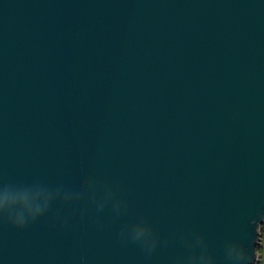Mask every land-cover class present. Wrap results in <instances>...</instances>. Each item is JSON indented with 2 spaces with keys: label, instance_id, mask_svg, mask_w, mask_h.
I'll return each instance as SVG.
<instances>
[{
  "label": "water",
  "instance_id": "1",
  "mask_svg": "<svg viewBox=\"0 0 264 264\" xmlns=\"http://www.w3.org/2000/svg\"><path fill=\"white\" fill-rule=\"evenodd\" d=\"M264 0H0V264H254Z\"/></svg>",
  "mask_w": 264,
  "mask_h": 264
},
{
  "label": "built area",
  "instance_id": "2",
  "mask_svg": "<svg viewBox=\"0 0 264 264\" xmlns=\"http://www.w3.org/2000/svg\"><path fill=\"white\" fill-rule=\"evenodd\" d=\"M259 246L254 264H264V224L259 229Z\"/></svg>",
  "mask_w": 264,
  "mask_h": 264
}]
</instances>
